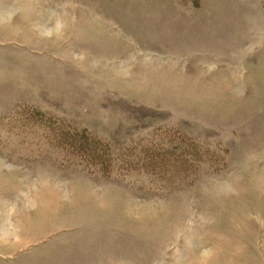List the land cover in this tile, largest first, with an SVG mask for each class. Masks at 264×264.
<instances>
[{"label":"rangeland","instance_id":"374dc122","mask_svg":"<svg viewBox=\"0 0 264 264\" xmlns=\"http://www.w3.org/2000/svg\"><path fill=\"white\" fill-rule=\"evenodd\" d=\"M0 264H264V0H0Z\"/></svg>","mask_w":264,"mask_h":264},{"label":"trees","instance_id":"16d2710c","mask_svg":"<svg viewBox=\"0 0 264 264\" xmlns=\"http://www.w3.org/2000/svg\"><path fill=\"white\" fill-rule=\"evenodd\" d=\"M57 130L61 131L63 123H55ZM63 142L67 144L75 143L81 150L84 149L87 152L89 149L90 153L97 156L99 164H105L108 160V149L102 142L87 136L84 132L73 131L72 135H66L63 137ZM80 150V149H79Z\"/></svg>","mask_w":264,"mask_h":264}]
</instances>
